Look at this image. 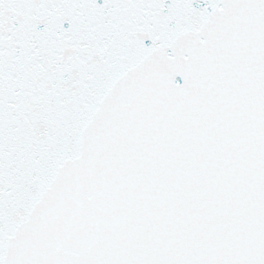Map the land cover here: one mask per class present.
Masks as SVG:
<instances>
[{
    "label": "snow or ice",
    "instance_id": "6c2138e0",
    "mask_svg": "<svg viewBox=\"0 0 264 264\" xmlns=\"http://www.w3.org/2000/svg\"><path fill=\"white\" fill-rule=\"evenodd\" d=\"M0 264H264V0H0Z\"/></svg>",
    "mask_w": 264,
    "mask_h": 264
}]
</instances>
